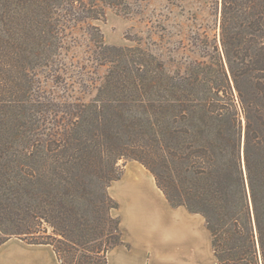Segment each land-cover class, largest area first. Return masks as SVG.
<instances>
[{
    "label": "trees",
    "instance_id": "trees-1",
    "mask_svg": "<svg viewBox=\"0 0 264 264\" xmlns=\"http://www.w3.org/2000/svg\"><path fill=\"white\" fill-rule=\"evenodd\" d=\"M215 2L219 37L196 31L200 58L172 69L93 23L128 0H0V245L18 237L62 264H108L125 243L109 188L133 159L171 205L205 217L217 264H264V0ZM77 27L94 73L106 69L81 83L89 98L41 78L62 80Z\"/></svg>",
    "mask_w": 264,
    "mask_h": 264
},
{
    "label": "crops",
    "instance_id": "crops-1",
    "mask_svg": "<svg viewBox=\"0 0 264 264\" xmlns=\"http://www.w3.org/2000/svg\"><path fill=\"white\" fill-rule=\"evenodd\" d=\"M145 169L129 167L114 187L117 198L110 191L119 203L125 243L108 252V264H217L205 217L185 206L171 205L154 175ZM118 189L123 190L122 197L134 215L132 227L125 228ZM0 264L62 263L51 245L11 237L0 245Z\"/></svg>",
    "mask_w": 264,
    "mask_h": 264
},
{
    "label": "rangeland",
    "instance_id": "rangeland-1",
    "mask_svg": "<svg viewBox=\"0 0 264 264\" xmlns=\"http://www.w3.org/2000/svg\"><path fill=\"white\" fill-rule=\"evenodd\" d=\"M128 2L131 7L128 13L107 8L105 18L95 20L93 23L100 26L108 44L134 46L141 42L144 47L165 60L172 69L176 68L177 64L184 67L188 61L200 58L198 52L191 51V39L196 31H206L211 37L219 33L215 0H128ZM73 36L76 41L72 42L70 51L64 56L66 67L64 66V70L61 71L62 80L58 82L52 75L44 76L45 73L41 76L43 86L48 92L56 95L71 93L89 98L94 88H89L85 93L82 91L81 83L86 78L98 80L105 74L106 69L99 68L96 70L97 73H94L95 68L92 64L94 45L84 29L77 27L73 31ZM120 163L123 164L121 177L133 165L140 166L146 172L139 161L128 159ZM117 184V180L113 181V188H109L114 197L116 196L114 187ZM118 193L122 197L123 190L118 189ZM121 199L124 202L125 228L132 227L134 215L131 207L123 197ZM113 214L120 216V208L114 210ZM3 237V233L0 232V239Z\"/></svg>",
    "mask_w": 264,
    "mask_h": 264
}]
</instances>
